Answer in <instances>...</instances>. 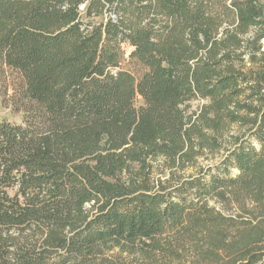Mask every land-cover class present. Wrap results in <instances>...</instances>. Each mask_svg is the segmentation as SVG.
Wrapping results in <instances>:
<instances>
[{"label":"trees","instance_id":"1","mask_svg":"<svg viewBox=\"0 0 264 264\" xmlns=\"http://www.w3.org/2000/svg\"><path fill=\"white\" fill-rule=\"evenodd\" d=\"M263 41L264 0H0V264H264Z\"/></svg>","mask_w":264,"mask_h":264},{"label":"rangeland","instance_id":"2","mask_svg":"<svg viewBox=\"0 0 264 264\" xmlns=\"http://www.w3.org/2000/svg\"><path fill=\"white\" fill-rule=\"evenodd\" d=\"M264 44V41H263ZM7 72V71H6ZM12 80L8 74L4 73L0 76V119L6 120L13 124H21L22 123V112L16 105H12L11 95H12ZM206 161H200L201 165H205L206 163H211L214 160L218 159L216 155H207ZM140 262V261H139ZM132 264H136L133 262Z\"/></svg>","mask_w":264,"mask_h":264}]
</instances>
